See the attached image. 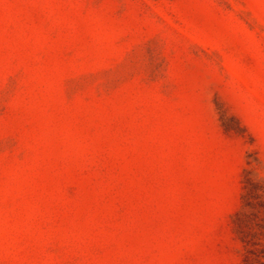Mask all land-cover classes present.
Wrapping results in <instances>:
<instances>
[{"label":"rangeland","instance_id":"obj_1","mask_svg":"<svg viewBox=\"0 0 264 264\" xmlns=\"http://www.w3.org/2000/svg\"><path fill=\"white\" fill-rule=\"evenodd\" d=\"M264 181V0H0V264H239Z\"/></svg>","mask_w":264,"mask_h":264},{"label":"trees","instance_id":"obj_2","mask_svg":"<svg viewBox=\"0 0 264 264\" xmlns=\"http://www.w3.org/2000/svg\"><path fill=\"white\" fill-rule=\"evenodd\" d=\"M243 183V205L234 222L242 246L239 264H264V181L246 179Z\"/></svg>","mask_w":264,"mask_h":264}]
</instances>
